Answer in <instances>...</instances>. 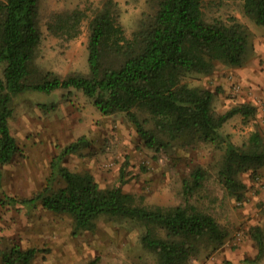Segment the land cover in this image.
<instances>
[{"label": "trees", "instance_id": "trees-1", "mask_svg": "<svg viewBox=\"0 0 264 264\" xmlns=\"http://www.w3.org/2000/svg\"><path fill=\"white\" fill-rule=\"evenodd\" d=\"M203 1L146 0L147 9L130 36L119 21L115 0L52 11L46 30L62 43L78 36L84 20L88 34V71L61 74L37 62L42 39L39 0H0V167L21 150L8 123L13 98L30 90L50 93L74 87L102 114L123 112L155 151L212 149L217 153L216 179L227 194L240 199L247 187L242 174L254 178L264 172V128L254 121L247 136L234 142L221 127L235 113L242 114L244 123L253 120L256 107L241 102L220 110L215 104L218 86L190 84L188 78L210 77L216 62L241 65L250 30L235 16L207 18ZM241 1L243 13L264 25V0ZM86 143L84 136L77 137L64 147L60 159ZM50 166L56 170L40 190L29 198H9L18 205L31 200L68 214L74 233L94 229L102 215L124 220L138 227L142 248L153 255L151 264H189L205 249L221 247L228 235L227 228L197 202L195 195L210 177L201 163L182 179L180 200L174 204L146 202L142 194L124 191L118 184L102 187L87 170L55 165L54 160ZM124 170L121 167L120 183ZM249 233L257 247L255 258H260L264 231L253 224ZM38 251L14 243L0 252V262L30 264ZM97 263L95 256L83 264Z\"/></svg>", "mask_w": 264, "mask_h": 264}, {"label": "rangeland", "instance_id": "rangeland-1", "mask_svg": "<svg viewBox=\"0 0 264 264\" xmlns=\"http://www.w3.org/2000/svg\"><path fill=\"white\" fill-rule=\"evenodd\" d=\"M115 1L119 21L130 36L147 9L146 0ZM76 4L88 7L97 5L98 0L38 3L42 39L37 62L61 74L88 71L86 21L82 22L78 36L64 43L47 32L45 22L52 11ZM202 9L209 19L235 16L253 32L264 30V25L243 13L241 0H204ZM216 64L223 71V64ZM1 71L0 63V75ZM188 81L207 83L208 78L192 76ZM220 102L215 99L218 109L222 107ZM12 106L8 123L21 150L0 167V252L16 243L23 249H39L30 264H83L95 256L97 264H151L153 255L142 248L138 227L124 220L102 215L94 229L74 233L68 214L54 213L31 200L18 205L9 196L29 198L40 190L56 170L50 166L54 160L55 165L89 171L102 187L118 184L124 191L142 194L146 202L174 204L180 200L182 179L194 164L201 163L210 177L195 195L197 202L227 228L228 235L221 247L205 249L192 257L189 264H264V253L255 258L257 247L249 233L253 224L264 231V172L254 178L242 174L247 187L244 195L235 199L215 177L213 163L217 153L212 149L155 151L145 145L123 112L102 114L89 96L74 87L50 93L30 90L15 96ZM240 117L241 113L233 114L221 127L234 142H240L250 130V125L243 124ZM79 136H84L87 143L61 160L64 147ZM121 167H125L122 183Z\"/></svg>", "mask_w": 264, "mask_h": 264}, {"label": "crops", "instance_id": "crops-1", "mask_svg": "<svg viewBox=\"0 0 264 264\" xmlns=\"http://www.w3.org/2000/svg\"><path fill=\"white\" fill-rule=\"evenodd\" d=\"M245 57L241 65L224 66L208 78V86L214 89L218 86L215 99H220L221 109L233 104L249 102L256 107L255 118L249 122L250 130L256 121L264 128V30L253 32L250 28Z\"/></svg>", "mask_w": 264, "mask_h": 264}]
</instances>
